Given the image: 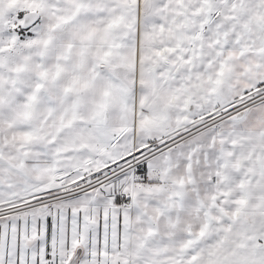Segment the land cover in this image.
Here are the masks:
<instances>
[{"label":"snow or ice","instance_id":"1","mask_svg":"<svg viewBox=\"0 0 264 264\" xmlns=\"http://www.w3.org/2000/svg\"><path fill=\"white\" fill-rule=\"evenodd\" d=\"M0 264H264V0H0Z\"/></svg>","mask_w":264,"mask_h":264}]
</instances>
